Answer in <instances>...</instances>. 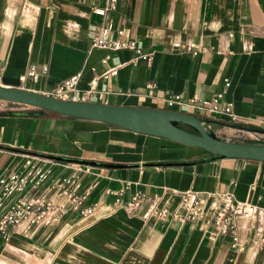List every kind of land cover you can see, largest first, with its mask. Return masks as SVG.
Masks as SVG:
<instances>
[{
  "label": "crops",
  "instance_id": "1",
  "mask_svg": "<svg viewBox=\"0 0 264 264\" xmlns=\"http://www.w3.org/2000/svg\"><path fill=\"white\" fill-rule=\"evenodd\" d=\"M108 0H0L1 85L45 94L55 84L83 72L82 91L97 79L101 101L113 106L171 110L212 121L218 139L264 142V0H119L117 11L98 16ZM124 30L153 59L134 61L135 53H111L92 47L91 26ZM195 44V48L190 45ZM36 65L37 82L20 80ZM118 67V74H103ZM44 68L47 72H44ZM95 69V70H93ZM230 87L223 102L233 104L237 121L188 107L191 99L211 100ZM181 95L170 106L167 99ZM0 101V178L22 167L27 153L88 165L82 178L90 193L84 217L68 206L57 224L19 226L0 239V264H264V162L223 159L197 147L140 134L103 122L36 112ZM13 105V104H12ZM15 105V104H14ZM42 189L20 196L35 198ZM129 201L136 193L147 199L135 209L118 207L116 196ZM187 192L216 204L246 202L257 209L252 219L235 218L244 250L231 236L215 235L211 214L182 222ZM156 202L170 214L157 218ZM247 228H243V224Z\"/></svg>",
  "mask_w": 264,
  "mask_h": 264
},
{
  "label": "built area",
  "instance_id": "2",
  "mask_svg": "<svg viewBox=\"0 0 264 264\" xmlns=\"http://www.w3.org/2000/svg\"><path fill=\"white\" fill-rule=\"evenodd\" d=\"M189 3L197 0H186ZM119 0H108L103 8L94 9V13L98 16H107L109 13L117 11ZM112 29L106 26H91L88 31V37L93 48L104 50L106 55L101 62L107 64L112 58L111 53L130 50L135 53L134 61L145 59L151 61L152 54L145 53L136 39L128 38L124 30L117 31V38L111 34ZM190 47L195 48V44ZM95 70V69H93ZM5 71V65L0 60V85L2 76ZM44 72L47 69L44 68ZM118 74V67L107 70L103 77L105 79ZM83 76V72L74 74L73 76L55 84L51 91L45 95L71 102H92L101 101L103 93L96 90L97 79L91 81L88 90H80L78 84ZM40 75L36 65H31L28 70L21 75L20 80L25 83L27 80L37 82ZM225 89L219 92L211 100L191 99L188 107L207 110L210 114L225 115L232 122L237 121V116L233 110V104L223 102L230 82H226ZM182 96L177 94L173 98L167 99V103L172 106L173 103L179 102ZM264 123V117L262 119ZM91 169L88 165L75 161H62L36 154L27 153L24 155V163L22 167L10 174L8 177L0 178V239L9 240V232L12 228L19 226L30 227H46L57 224L62 215L67 211L68 206L81 210L84 217L96 214L97 205L85 207V201L90 193V189H84L82 178L86 174H90ZM48 193H41L35 198L20 196L29 190L31 193L42 189L47 183ZM116 196L115 204L118 207L127 209H135L147 197L142 193H136L129 201L123 200V193L110 192ZM182 208L185 211L183 216L175 213L174 217L182 222L189 220H202L208 214H211V224L215 230V235L231 236L232 246L240 250H244V246L240 242L239 236L236 234L235 218L242 217L249 221L253 217L252 211L257 207L246 202H225L216 204L210 202L208 198L200 196L196 193L187 192L182 201ZM150 214L157 218H165L170 211L165 207H158L156 202L149 209ZM243 228H247V224H243ZM259 244H264V230L260 232L258 238Z\"/></svg>",
  "mask_w": 264,
  "mask_h": 264
},
{
  "label": "water",
  "instance_id": "3",
  "mask_svg": "<svg viewBox=\"0 0 264 264\" xmlns=\"http://www.w3.org/2000/svg\"><path fill=\"white\" fill-rule=\"evenodd\" d=\"M0 101L36 108V112H7V116L59 114L103 122L140 134L201 148L218 158L264 162V142L237 143L218 139L207 124L193 115L171 110L113 106L94 102H71L42 93L0 85Z\"/></svg>",
  "mask_w": 264,
  "mask_h": 264
},
{
  "label": "rangeland",
  "instance_id": "4",
  "mask_svg": "<svg viewBox=\"0 0 264 264\" xmlns=\"http://www.w3.org/2000/svg\"><path fill=\"white\" fill-rule=\"evenodd\" d=\"M9 106H13V107H17V106H18V107L32 108V107H30V106H25V105H18V104H15V105L13 104V105H12V103H11ZM0 107L3 108V109H4V108H5V109L8 108V106L3 107V105H0Z\"/></svg>",
  "mask_w": 264,
  "mask_h": 264
},
{
  "label": "trees",
  "instance_id": "5",
  "mask_svg": "<svg viewBox=\"0 0 264 264\" xmlns=\"http://www.w3.org/2000/svg\"><path fill=\"white\" fill-rule=\"evenodd\" d=\"M52 114H54V113H52ZM55 115L61 116V115H59V114H55ZM70 118H72V117H70ZM106 124H107V123H106ZM109 125H111V124H109Z\"/></svg>",
  "mask_w": 264,
  "mask_h": 264
}]
</instances>
